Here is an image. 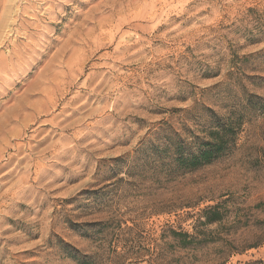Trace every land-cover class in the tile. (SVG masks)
<instances>
[{
    "label": "rangeland",
    "instance_id": "obj_1",
    "mask_svg": "<svg viewBox=\"0 0 264 264\" xmlns=\"http://www.w3.org/2000/svg\"><path fill=\"white\" fill-rule=\"evenodd\" d=\"M222 263L264 264V0H0V264Z\"/></svg>",
    "mask_w": 264,
    "mask_h": 264
},
{
    "label": "trees",
    "instance_id": "obj_2",
    "mask_svg": "<svg viewBox=\"0 0 264 264\" xmlns=\"http://www.w3.org/2000/svg\"><path fill=\"white\" fill-rule=\"evenodd\" d=\"M209 136L211 139L203 143L202 147L198 150L197 155H191V158L187 162L189 167H194L210 161L222 150L224 145H227L231 140H233L234 132L232 129L223 126L221 129L210 131ZM203 213L204 221L201 223H219L221 220L218 206L209 207L205 209ZM183 236L188 237L189 235L184 233ZM237 250L238 251L236 252H241V249Z\"/></svg>",
    "mask_w": 264,
    "mask_h": 264
}]
</instances>
